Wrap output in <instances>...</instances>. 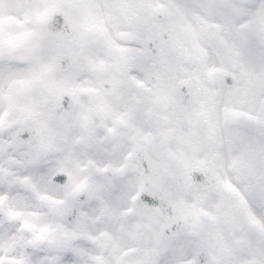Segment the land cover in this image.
I'll return each mask as SVG.
<instances>
[{"label":"snow or ice","instance_id":"6c2138e0","mask_svg":"<svg viewBox=\"0 0 264 264\" xmlns=\"http://www.w3.org/2000/svg\"><path fill=\"white\" fill-rule=\"evenodd\" d=\"M0 264H264V0H0Z\"/></svg>","mask_w":264,"mask_h":264}]
</instances>
